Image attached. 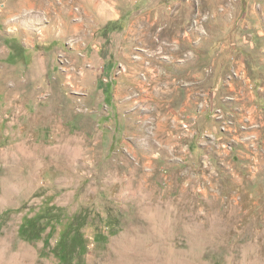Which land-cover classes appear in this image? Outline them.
Returning a JSON list of instances; mask_svg holds the SVG:
<instances>
[{"label":"rangeland","instance_id":"obj_1","mask_svg":"<svg viewBox=\"0 0 264 264\" xmlns=\"http://www.w3.org/2000/svg\"><path fill=\"white\" fill-rule=\"evenodd\" d=\"M257 33L264 0H0V264H60L77 227L66 264L117 260L122 242L128 264H264ZM166 63L230 66L244 96L198 95L219 133L167 96ZM48 209V244L49 227L21 238Z\"/></svg>","mask_w":264,"mask_h":264},{"label":"crops","instance_id":"obj_2","mask_svg":"<svg viewBox=\"0 0 264 264\" xmlns=\"http://www.w3.org/2000/svg\"><path fill=\"white\" fill-rule=\"evenodd\" d=\"M255 41H256L255 44L260 41L259 44L263 45V48L260 47L259 50H261V55H264V34L257 33ZM165 65H166L165 66L166 74L162 78L164 80L162 84L163 87H165L167 93L169 94L167 96L173 94H176L177 96L180 95L181 101L179 103L186 106L187 111L190 112L188 118L194 121V123H197L198 121L201 120L200 125L202 126V130L204 131V134L216 135L217 133H219L217 123L210 116H208V113H204L203 112L204 110L202 109V107H200L199 104L200 99L198 98V95L200 94L201 89H203L204 87L208 88L209 86L212 88V90L215 91L216 95L217 94L219 96L221 95L220 98L217 99L220 102L223 101L225 102L227 95H234L235 99L239 98V96H241L240 92H243L244 90L240 86L237 80L230 79L229 77L230 66H228V64L226 63H224V65L219 64L220 66L211 64L205 67H200L199 65H195V64L193 65L191 63H185L183 65L175 64L174 66L170 65L169 63H166ZM177 80L179 83L178 85H176ZM254 81L264 84V77L262 76V73L260 75V78ZM237 101L238 100H235L232 106L236 107V104L240 105L241 101L240 103ZM242 103L244 105H247L243 100ZM242 106L243 105H240L239 107ZM240 110L241 112H243L242 109ZM202 115L204 117H202L201 119ZM180 117L181 116L178 115L177 117H173L172 119L173 121H175L177 119H180ZM194 129H196L197 131L200 130L197 127H195ZM200 132L196 133L195 140L196 142L197 140H199L200 144H205V141H202V139H200L201 136ZM206 146L207 147L202 148L203 152L206 151H209V153L211 152L213 154V158L215 156L214 153L218 154L219 157L217 158L223 163L226 162L225 160H227L230 155V154L224 155L223 152H218L210 145H206Z\"/></svg>","mask_w":264,"mask_h":264},{"label":"trees","instance_id":"obj_3","mask_svg":"<svg viewBox=\"0 0 264 264\" xmlns=\"http://www.w3.org/2000/svg\"><path fill=\"white\" fill-rule=\"evenodd\" d=\"M114 30L115 29H110L109 32ZM49 212H52V210H45L42 215H35L33 217L24 216L18 228L20 237L27 241H37L41 238L42 233L49 227L50 231L47 233L45 239V244H48L51 235L55 230L50 224L54 221L58 223L53 215H49L50 217L47 215ZM71 232L72 235L69 237ZM80 237V228L78 227L74 230L67 228L63 231L59 241L53 249V254L59 259L60 264H66L69 262L71 256L76 251H80L79 256L84 255V243L78 242V240H81Z\"/></svg>","mask_w":264,"mask_h":264},{"label":"bare ground","instance_id":"obj_4","mask_svg":"<svg viewBox=\"0 0 264 264\" xmlns=\"http://www.w3.org/2000/svg\"><path fill=\"white\" fill-rule=\"evenodd\" d=\"M119 242V241H118ZM0 246H5V242H1L0 241ZM21 250V249H20ZM115 250V249H114ZM118 250V249H117ZM129 250V246L127 243L122 242V245L119 248V251L117 252V255L119 256V258L117 260H115V252H114V258L113 259H108L106 260V262H104L103 264H128L127 259H123V256H125L127 254V251ZM113 253V252H112ZM128 255V254H127ZM126 255V256H127ZM112 258V257H111Z\"/></svg>","mask_w":264,"mask_h":264},{"label":"built area","instance_id":"obj_5","mask_svg":"<svg viewBox=\"0 0 264 264\" xmlns=\"http://www.w3.org/2000/svg\"><path fill=\"white\" fill-rule=\"evenodd\" d=\"M228 125H230L229 123L228 124H223V128H226Z\"/></svg>","mask_w":264,"mask_h":264}]
</instances>
